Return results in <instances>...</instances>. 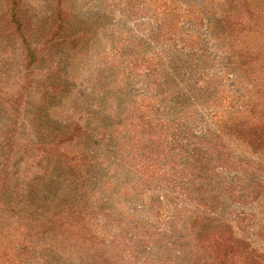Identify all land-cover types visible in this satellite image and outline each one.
I'll return each mask as SVG.
<instances>
[{"label": "rangeland", "instance_id": "obj_1", "mask_svg": "<svg viewBox=\"0 0 264 264\" xmlns=\"http://www.w3.org/2000/svg\"><path fill=\"white\" fill-rule=\"evenodd\" d=\"M16 2L13 21L11 1L0 0V136L14 116L8 100L18 94L21 144L50 141L83 116L84 136L74 145L99 158L87 178L111 208L104 240L142 234L146 224L162 233L173 214L183 231L200 205L218 202L216 217L260 257L250 264H264V146L252 149L226 127L255 121L251 109H264V0ZM58 10L68 15L62 40L46 46ZM80 35L86 38L75 49L68 40ZM26 42L36 62L24 91ZM218 141L227 153L209 157ZM14 152L9 165L20 177L10 179L9 166L7 183L17 187L40 161ZM217 157L236 166L212 170ZM57 162L52 157L50 165ZM168 240L157 254L168 251Z\"/></svg>", "mask_w": 264, "mask_h": 264}, {"label": "trees", "instance_id": "obj_2", "mask_svg": "<svg viewBox=\"0 0 264 264\" xmlns=\"http://www.w3.org/2000/svg\"><path fill=\"white\" fill-rule=\"evenodd\" d=\"M10 1L14 21L17 2ZM54 17L59 25L53 29L50 42L46 45L50 47L62 40L65 22L68 20V15L61 10ZM233 32L228 34L233 36ZM84 38L85 35L75 36L68 42L77 49L73 43ZM25 46L24 91L31 84V75L27 71L36 62V50H32L27 42ZM253 59L247 56L244 61L250 62ZM259 91L264 92V86ZM8 103L14 116L11 127L0 136L1 264H250L252 258L260 260L253 250H246L247 244L243 240L232 236L230 227L222 219L216 217L221 211V203L218 202L200 205L204 208L202 213L189 218L183 231H178L182 220L173 214L168 218L169 226L162 233H158V227L155 229L146 224L142 234L120 232L113 239L104 240L102 235L108 232L112 223L111 208L103 207L97 184L90 185L87 178L89 169L99 164V158L91 157L74 145L84 136L79 125L84 117L78 116L72 124L61 125L50 141L37 142L36 145L21 144V138L18 139L16 134L21 106L25 103L23 95L18 94V98L8 100ZM251 113L255 121L237 120L226 127L241 143L252 149H260L264 146V109L252 108ZM88 138L98 139L95 134L88 135ZM14 151L34 157L42 163L38 162L34 166L35 171L25 172L21 178L26 182L17 187L7 183L9 166L13 167L10 179L20 177L19 167L14 169L13 164L9 165ZM209 152L214 153L209 157L227 153L219 141L210 146ZM52 157L59 161L53 166L50 165ZM222 157L213 159L212 170L222 171L225 166L233 170L235 163H230L229 158L221 162ZM36 168L40 171H36ZM202 172V167L196 168L193 175L200 178ZM181 210L174 209L179 212ZM164 236L169 238V252L163 250L162 254H157L161 249L158 244L164 241ZM229 244L239 251L227 253L226 247Z\"/></svg>", "mask_w": 264, "mask_h": 264}]
</instances>
